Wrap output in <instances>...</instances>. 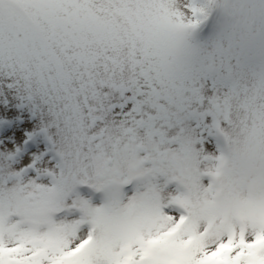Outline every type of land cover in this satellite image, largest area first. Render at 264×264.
I'll return each mask as SVG.
<instances>
[{"label": "snow or ice", "instance_id": "snow-or-ice-1", "mask_svg": "<svg viewBox=\"0 0 264 264\" xmlns=\"http://www.w3.org/2000/svg\"><path fill=\"white\" fill-rule=\"evenodd\" d=\"M0 264H264V0H0Z\"/></svg>", "mask_w": 264, "mask_h": 264}]
</instances>
